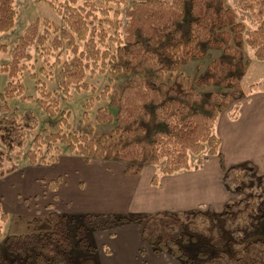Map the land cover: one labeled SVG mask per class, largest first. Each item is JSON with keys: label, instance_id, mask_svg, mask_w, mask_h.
I'll list each match as a JSON object with an SVG mask.
<instances>
[{"label": "trees", "instance_id": "obj_1", "mask_svg": "<svg viewBox=\"0 0 264 264\" xmlns=\"http://www.w3.org/2000/svg\"><path fill=\"white\" fill-rule=\"evenodd\" d=\"M44 2L61 17L63 25L35 19L12 48L9 63L0 66V74L7 77L0 92V143L4 147L0 150V178L18 170L16 161L20 158H25L31 166H49L63 155H75L86 161H119L130 174H139L145 165L152 166L156 173L151 183L158 186L161 175L198 170L208 157H220V140L213 129L231 96L210 93L202 102L206 113L193 111L191 106L201 103V97L192 88L191 80L179 71V66L197 55L200 44L211 42L214 34L224 28L221 20L229 12L227 8L216 0ZM186 4L190 20L187 38L181 42L173 25L181 21ZM236 8L249 14L256 24L254 29L244 32V43L257 61H264V0H236ZM16 16L14 0H0V34L14 28ZM219 37L217 46L222 47L224 53L234 55L236 49L232 45L224 47L222 43L239 40V34L225 31ZM139 38L144 39L148 47ZM31 48L41 61L37 72L31 64ZM182 48L184 55L178 54ZM6 51L7 46L1 45L0 52ZM61 51L70 55L69 60L61 59ZM53 57L55 61L51 60ZM58 65L57 86L52 90L46 80L53 81ZM227 67L225 64L223 69ZM96 72L108 73L111 77L94 99L105 103L96 109L94 120L111 128L108 132H96L89 126L86 131L74 130L69 123L70 112L63 103L71 101L72 90H89L86 79ZM25 73L34 81L35 98L25 94ZM120 73L129 76L122 87L115 85L112 79ZM220 73H224L222 68ZM230 79L235 81V77H226ZM230 84L238 86L236 81ZM240 95L243 97L242 93ZM13 99L36 104L47 116L51 129L38 132V121L30 111L18 117L9 107L8 102ZM94 100L91 98L83 104L84 120ZM148 108H152L150 112ZM150 120L162 123L164 129L145 139L142 135ZM27 133L31 146L23 153L28 145ZM193 158L196 159L192 165ZM4 163H8V167L5 168ZM224 183L245 198L226 205L218 214L195 210L156 213L143 220L138 216L106 213L70 218L74 223L79 222L76 237L80 242L85 241L82 235L88 229L103 230L142 222L140 235L152 252H169L183 264H264V241H246L244 235L252 232L255 225L264 228V175H257L253 165L246 163L227 169ZM49 185L53 187L52 183ZM67 218L50 211L46 220L52 226L50 232L6 236L0 246V264L64 262V255H70L71 247L65 230ZM7 219L8 214L0 203V240L4 237L3 224ZM202 219L206 224L200 229ZM195 233L206 237L218 250L215 258L199 251L195 254L199 262L193 261L183 245H189ZM82 264L96 262L88 258Z\"/></svg>", "mask_w": 264, "mask_h": 264}, {"label": "crops", "instance_id": "obj_2", "mask_svg": "<svg viewBox=\"0 0 264 264\" xmlns=\"http://www.w3.org/2000/svg\"><path fill=\"white\" fill-rule=\"evenodd\" d=\"M258 95L246 100L254 103L242 118L227 112L225 115L224 111L219 113L213 130L220 140V157H208L198 170L161 175L158 186H154L151 180L156 168L152 166L145 165L139 174H130L119 161H114L116 166L110 168L101 163L103 161H86L80 156L64 155L52 165L27 164L0 178L2 209L8 219L10 215L13 218L29 216V223L37 211L34 208L32 212L31 207L41 202L40 206L47 214L53 211L67 217L106 213L145 218L156 213L194 210L218 214L233 202V192L224 183L227 169L250 163L257 175H264V94ZM240 108L241 105L237 109ZM144 169L147 171L143 175ZM98 231L91 236L96 246L99 240L105 242V239L112 238L126 243L125 238H128L138 241L144 248L138 223H125L96 234ZM120 250L118 247L105 252L97 250L96 264H101V260L104 264H119ZM125 250L134 255L132 261L135 264L149 263L140 260L137 250L133 253Z\"/></svg>", "mask_w": 264, "mask_h": 264}, {"label": "rangeland", "instance_id": "obj_3", "mask_svg": "<svg viewBox=\"0 0 264 264\" xmlns=\"http://www.w3.org/2000/svg\"><path fill=\"white\" fill-rule=\"evenodd\" d=\"M45 0H14V7L17 11V16L15 19L14 28L7 34H0V46L6 45L7 51L5 53L0 52V66L9 63L10 61V52L18 39L22 36L24 31L29 27V25L35 19H47L54 22L55 24L62 26L61 17L57 16L49 6L44 2ZM136 0H129V2ZM224 8L228 9V14L223 16L221 23L224 24V28L220 29L217 33L214 34L215 38L209 43H202L196 49L197 55L192 56L186 62L179 66V71L185 74L192 82V88L195 89L201 97V103H194L191 106L193 111L200 113H206V110L202 107V102L206 100L207 95L210 93H221L229 94L231 96L230 101L227 106L222 110L227 112L228 115L238 116L239 118L244 117L248 108H252L253 101L246 100L253 95L264 94V61H257L253 56V51L248 48L244 43V32L247 30L254 29L256 24L252 21L251 17L247 13H242L236 8V0H216ZM188 4L185 5L184 15L181 21L176 22L173 25V31H176L178 34L177 40L183 42L187 38L188 33V22L190 20V15L188 12ZM124 22V21H122ZM242 26L241 28H236V26ZM230 32L232 35L238 33L240 36L239 40H230L229 43H222L224 47L232 45L236 52L234 55L226 54L223 52L222 47L217 46V42L220 40L219 34L222 32ZM168 40V35L165 36ZM141 43L148 47L147 42L144 39H140ZM215 40V41H214ZM114 47V45H112ZM178 54L184 55L186 52L181 49ZM32 55L31 64L35 72L41 66V61L38 59L37 54L34 49L29 50ZM60 57L62 60H69L70 55L65 54V52H60ZM55 61V57L51 59ZM227 64L229 67L226 70L223 69V66ZM111 66L108 67L107 71L109 72ZM224 71L223 74L220 73V70ZM60 67L59 65L55 68L53 72V81L46 80V85L49 89H55L57 86V74ZM148 73V72H142ZM40 78V74L38 75ZM235 77V81L238 86L234 87L231 79L226 80V77ZM111 77L110 74H100L98 72L94 73L93 76H89L86 79L89 85V90L87 91H75L72 90V99L69 103H63V107L70 112L69 123L74 130L86 131V128L89 126L96 132H108L111 128L110 125H99L95 122V111L98 107L105 105L102 101L94 100L97 95L101 92L104 86L107 85L108 79ZM209 78V79H207ZM44 79V78H43ZM115 85L122 87L129 79V76L124 73H120L117 76L112 77ZM7 77L5 74H0V92L3 89ZM23 83L25 85V94L36 97V92L34 90V81L31 80L27 73L23 76ZM240 93L243 94L241 97ZM259 96V95H258ZM94 100L93 107L88 111L87 120L83 119V104L89 101V99ZM246 102V103H244ZM9 107L16 111L17 116L21 117L26 111H30L33 116L38 121L37 131L41 132L44 129H51L50 122L45 114L37 107L36 104L31 102H22L19 99H13L9 102ZM244 104H247L244 106ZM241 105V108L238 110V106ZM149 112L152 108H148ZM238 110V112H237ZM241 110V111H240ZM225 114V115H227ZM238 114V115H236ZM164 129V125L160 122L150 120L146 125V132L142 135L143 138L148 139L150 135L155 131H160ZM27 147L22 151L25 153L27 149L31 146V137L27 133ZM4 147L0 143V150H3ZM14 152L13 154H15ZM64 156V155H63ZM196 158L192 159V165L195 162ZM115 160H105L103 163L105 166L115 167L117 162ZM19 164V169L24 168L27 165L25 158H20L16 161ZM4 167H8V163H4ZM147 169H144V172ZM241 177V176H239ZM233 180V179H230ZM233 192V202L236 203L239 200L245 198V195L238 192ZM48 201V200H47ZM45 201V202H47ZM41 202L40 204H42ZM31 207V211H34L36 208V216L32 217L33 222L29 223L30 217L23 215L19 218H13L11 215L9 219L3 224V234L4 237L0 240V246H3V242L6 236L9 235H19L26 232H50L52 226L46 223L47 220V211L42 210V206ZM51 210V209H50ZM195 211V210H194ZM202 213H212L208 210H200ZM30 212V211H29ZM63 215V214H62ZM76 218V217H75ZM143 220V218H141ZM73 220L69 217L67 218L66 223V236L68 237L71 247L70 255H64L65 261L57 264H82L86 259L96 257L98 251H108L110 248L118 247L121 250L118 251L119 254V264H135L132 261L134 255H130V252L124 249H129L131 253L134 250H137L140 260L144 262L147 260L148 264H183L177 259H175L172 254L169 252H159L153 255V252L148 245V243L142 238L143 246L138 242L132 239L125 238L126 243L118 242L116 239H105V242L99 240L96 243L97 246L91 241V236L94 231L93 229H88L82 235L85 237L84 242H80L76 237V231L78 228V221L76 223L72 222ZM206 224L205 220L199 221L200 229L203 228ZM139 233L142 228V222L138 223ZM104 230V229H103ZM102 231V230H100ZM98 231L96 234L100 233ZM112 232V230H110ZM240 231L244 234L243 228ZM102 233V232H101ZM107 234V233H106ZM246 241L252 240H262L264 241V228L262 226H256L255 229L250 233H245ZM194 240L189 245H183V248L186 252L192 257L195 263L199 262V259L196 257V253L199 251H204L209 254L211 258L217 256L218 250L212 247L206 237L200 234H192ZM226 236L230 239L229 233L226 232ZM128 239V240H127ZM141 240V239H140ZM226 250H229V247H226ZM121 252V253H120ZM152 253V254H151ZM113 255L110 256L112 258ZM135 258V257H134ZM95 260V259H94ZM134 260V259H133ZM151 260V261H150ZM135 261V260H134ZM101 264H104V261Z\"/></svg>", "mask_w": 264, "mask_h": 264}]
</instances>
